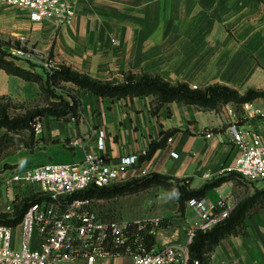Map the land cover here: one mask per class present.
<instances>
[{
  "label": "crops",
  "instance_id": "0c3cea01",
  "mask_svg": "<svg viewBox=\"0 0 264 264\" xmlns=\"http://www.w3.org/2000/svg\"><path fill=\"white\" fill-rule=\"evenodd\" d=\"M75 10L72 24L56 28L48 21L32 22L26 10L0 0V32L7 38H25L43 51L51 50L57 65L102 82L149 75L192 89L225 85L241 94L264 83V0H77ZM15 62L30 69L29 63ZM32 71L43 74L38 67ZM42 93L41 82L0 69V97L29 104ZM79 94L77 116L41 118L34 148L13 147L0 163L15 169L29 163H74L89 151L116 162L143 150L149 154L153 145L162 142V147L143 158L142 167L186 180L195 190L227 178L206 191L204 200L213 206L223 201L236 208L256 190L264 189L223 171L238 154L226 114V108L235 104L205 109L179 101L159 104L154 95L110 98L83 90ZM254 103L264 108V99ZM241 123L264 129V120ZM208 132L210 138L205 135ZM4 133L1 130L0 137ZM99 136L105 139L103 151L97 148ZM75 139L83 147L72 146ZM1 187L0 213H7L5 184ZM20 193L24 200L32 196L25 190ZM176 205L173 227H155L157 247L184 243L187 226L198 218L195 208L186 204L181 213ZM244 224L247 234L222 239L205 254L206 264H264V207L254 206ZM113 263L127 264L122 259Z\"/></svg>",
  "mask_w": 264,
  "mask_h": 264
},
{
  "label": "built area",
  "instance_id": "2783aa9c",
  "mask_svg": "<svg viewBox=\"0 0 264 264\" xmlns=\"http://www.w3.org/2000/svg\"><path fill=\"white\" fill-rule=\"evenodd\" d=\"M28 12L32 22H51L56 28L73 23L77 0H1ZM10 48L14 57L31 58L27 46ZM45 58L49 71L57 68L55 60ZM231 140L238 148L235 162L224 168L247 183L264 184V129L241 122L264 120V108L254 101L226 108ZM42 129L40 122L35 132ZM204 133V132H203ZM207 138L212 133L205 134ZM72 146L83 147L80 139ZM97 148L105 149V139L99 136ZM177 156L176 153H172ZM148 150L122 156L116 162L95 152H86L80 162H46L13 170L5 179V211L13 213L23 201L20 191L34 187L36 192L20 225L17 242L15 228L0 224V264H114L115 259L129 256L131 264H190V246L197 233L208 232L228 218L235 205L221 201L218 206L204 199H191L188 205L195 208L198 218L186 228L184 243L165 244L148 250L140 231L155 233L161 218L141 221H123L103 217L96 208L94 198L75 197L91 186L109 187L148 176L149 169L142 167ZM140 173L136 174V170ZM133 222V223H131ZM133 224H137L134 226ZM149 228V229H148ZM194 264H200L195 260Z\"/></svg>",
  "mask_w": 264,
  "mask_h": 264
},
{
  "label": "trees",
  "instance_id": "16d2710c",
  "mask_svg": "<svg viewBox=\"0 0 264 264\" xmlns=\"http://www.w3.org/2000/svg\"><path fill=\"white\" fill-rule=\"evenodd\" d=\"M7 46L11 45L0 42V69H5L8 73L20 76L26 80L41 82L43 84L41 98L45 101V105L34 110L30 109L25 114L13 116L10 110L16 108L15 105L17 104H14L6 97H0V131L5 130V133L0 137V158L2 151L10 147L20 148L24 146L26 148H34L35 125L41 118L45 116L65 118L70 115H78L81 106L80 98L77 95H69L70 98H67L66 94L59 92L58 86L62 83H74L79 89L91 91L100 97L121 98L125 96L154 95L159 104L179 101L198 105L205 109H215L228 103H233L237 109H240L241 105L247 101L264 98V90L249 89L245 93L246 95L242 96L238 90L225 85L217 84L205 89H192L185 83L171 85L160 77L149 75H143L140 78L128 75L121 82H102L93 80L86 74L76 72L66 65H58L53 71L43 70V74H38L32 71L34 67H37L36 65L29 63L30 69H25L15 62L20 58L9 59V56L12 54L10 50L6 49ZM20 46L17 48H20ZM4 100H7V102L4 103ZM162 146V142L153 145L151 153ZM226 179L219 178L195 190L190 187L186 180L151 173L148 176L121 185L102 188L91 186L75 197L98 200L111 199L127 192H136L153 186H162L169 190L178 204L179 211L183 213L189 200L204 199L205 193L209 188L220 185ZM35 201H37L35 197L24 200L21 206H16L14 216L0 213V224L14 228L17 227L22 222L31 203ZM257 204L264 207V189L256 190L252 197L240 202L231 212L230 216L216 225L212 230L198 232L194 242L190 246V264H194L195 260H199L200 264H206L205 254L207 251L211 250L225 237L239 233L246 235L245 217ZM162 224L163 222L160 226ZM133 225L137 226V224ZM146 230L140 231V236L147 249L151 250L156 246L155 233L149 234Z\"/></svg>",
  "mask_w": 264,
  "mask_h": 264
},
{
  "label": "rangeland",
  "instance_id": "374dc122",
  "mask_svg": "<svg viewBox=\"0 0 264 264\" xmlns=\"http://www.w3.org/2000/svg\"><path fill=\"white\" fill-rule=\"evenodd\" d=\"M21 39L17 38H7L3 33L0 32V42L7 43L12 48H17L20 46ZM22 45H26L27 49L32 53L31 58H24V59H18L22 60L25 63H32L36 65L40 70H48L50 67H47L45 64L49 61L45 58V54H47L48 59L54 60V55L51 52V50H41L37 46V44H29L28 40L25 39L22 41ZM6 47V49H7ZM12 54V53H11ZM15 59L14 55H10L9 59ZM258 86V87H256ZM255 90H264V83H257L255 84V87L252 88ZM58 91L62 93H68L66 94L67 98H70L69 95H77L80 96L79 92L81 89L74 83H62L60 86H58ZM246 90L244 94H241L242 96H245ZM80 98V97H79ZM264 98H257L256 100H261ZM4 103L7 102V100L3 101ZM45 105V101L40 98L33 100L32 102H29V104H17L15 105L16 108H12L10 110L11 115H21L25 114L28 110H34L39 107H43ZM20 106V107H19ZM28 134V133H27ZM12 151V147L8 149H4L1 154V159H3L5 156H8ZM35 165V163H29L27 166ZM15 168L10 164H3L0 163V191L3 192L2 183H4L5 179L13 172ZM252 184H260L262 187L264 184L257 182ZM27 191L29 193H35L36 188L34 187H24L22 189V192ZM24 200V199H23ZM26 200V198H25ZM176 201L173 198V196L170 194L169 190L166 187L160 188V186H153L151 188L136 191V192H127L122 195H118L117 197L111 198V199H103L99 200L96 204V208L98 209L99 213L103 215V217H107L110 219L115 220H123V221H134L137 219H145V218H151L155 216H159L158 218H161L163 220L162 227L163 229L169 230V227H173L172 221L173 219L177 217L175 213V207ZM165 216V217H164ZM16 239L17 242L20 240V230L16 229ZM125 261V263L129 264L131 262L129 256L124 255L121 258Z\"/></svg>",
  "mask_w": 264,
  "mask_h": 264
}]
</instances>
